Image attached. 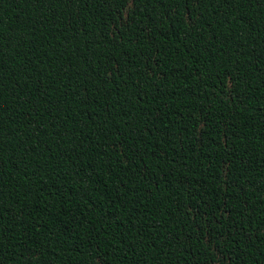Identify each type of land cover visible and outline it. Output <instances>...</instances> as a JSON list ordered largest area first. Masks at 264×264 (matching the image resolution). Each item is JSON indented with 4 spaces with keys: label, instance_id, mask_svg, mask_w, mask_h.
Segmentation results:
<instances>
[{
    "label": "trees",
    "instance_id": "1",
    "mask_svg": "<svg viewBox=\"0 0 264 264\" xmlns=\"http://www.w3.org/2000/svg\"><path fill=\"white\" fill-rule=\"evenodd\" d=\"M0 264H264V0H0Z\"/></svg>",
    "mask_w": 264,
    "mask_h": 264
}]
</instances>
